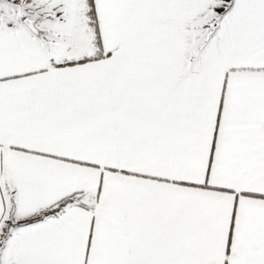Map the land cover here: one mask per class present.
<instances>
[{
	"label": "snow or ice",
	"instance_id": "1",
	"mask_svg": "<svg viewBox=\"0 0 264 264\" xmlns=\"http://www.w3.org/2000/svg\"><path fill=\"white\" fill-rule=\"evenodd\" d=\"M0 264H264V0H0Z\"/></svg>",
	"mask_w": 264,
	"mask_h": 264
}]
</instances>
